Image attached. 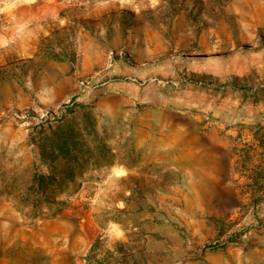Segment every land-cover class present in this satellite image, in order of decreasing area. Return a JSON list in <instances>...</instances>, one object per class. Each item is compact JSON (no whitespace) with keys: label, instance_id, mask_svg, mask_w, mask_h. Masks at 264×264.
<instances>
[{"label":"rangeland","instance_id":"374dc122","mask_svg":"<svg viewBox=\"0 0 264 264\" xmlns=\"http://www.w3.org/2000/svg\"><path fill=\"white\" fill-rule=\"evenodd\" d=\"M2 41L0 264H264V0H0Z\"/></svg>","mask_w":264,"mask_h":264},{"label":"bare ground","instance_id":"6f19581e","mask_svg":"<svg viewBox=\"0 0 264 264\" xmlns=\"http://www.w3.org/2000/svg\"><path fill=\"white\" fill-rule=\"evenodd\" d=\"M43 11H44L45 14H47V13H48V14H51V13L54 12V9L50 6V7H46V8H44ZM1 43L3 44L4 42L2 41V42H0V44H1Z\"/></svg>","mask_w":264,"mask_h":264}]
</instances>
